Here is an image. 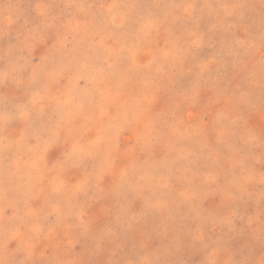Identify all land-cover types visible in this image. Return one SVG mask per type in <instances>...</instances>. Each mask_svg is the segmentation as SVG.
<instances>
[{"label": "rangeland", "instance_id": "1", "mask_svg": "<svg viewBox=\"0 0 264 264\" xmlns=\"http://www.w3.org/2000/svg\"><path fill=\"white\" fill-rule=\"evenodd\" d=\"M0 264H264V0H0Z\"/></svg>", "mask_w": 264, "mask_h": 264}]
</instances>
